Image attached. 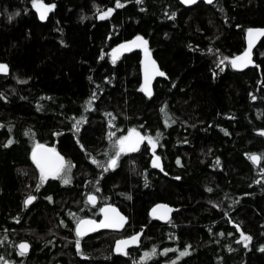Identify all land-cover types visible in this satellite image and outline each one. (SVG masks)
Listing matches in <instances>:
<instances>
[{
	"label": "trees",
	"instance_id": "trees-1",
	"mask_svg": "<svg viewBox=\"0 0 264 264\" xmlns=\"http://www.w3.org/2000/svg\"><path fill=\"white\" fill-rule=\"evenodd\" d=\"M43 2L55 7L42 20L33 0H0V264H264V36L253 66L231 64L247 30L264 29V0ZM138 35L165 74L151 96L144 48L113 63V48ZM132 129L159 133L156 148L145 140L105 171ZM40 142L64 155L70 183L41 182ZM90 192L128 216L123 229L77 236V219L98 212ZM158 202L173 207L167 222L150 212Z\"/></svg>",
	"mask_w": 264,
	"mask_h": 264
},
{
	"label": "snow or ice",
	"instance_id": "snow-or-ice-1",
	"mask_svg": "<svg viewBox=\"0 0 264 264\" xmlns=\"http://www.w3.org/2000/svg\"><path fill=\"white\" fill-rule=\"evenodd\" d=\"M185 3H195L196 0H184ZM208 3H212V0H207ZM33 6L37 8V10L40 12V19H46L47 13L52 11V9L55 7V5H45L43 3V0H33ZM124 5L117 0L116 7L120 8L123 7ZM113 9H109L107 12H104L100 15V19H105L109 15H111ZM17 15L19 13H16ZM12 17L10 16L9 19ZM254 32L256 35L264 36V30H249V52L245 53L244 56L236 57L231 61V64L235 68H242V67H247L248 64L251 63V58H250V50L251 46L253 43L252 37L254 35ZM139 42V43H138ZM132 45L136 47H144L145 49V54H146V65H145V74H146V79L145 83L146 85H150V77H149V63L151 65V72L152 75H159V76H164L165 74L156 67L154 61H150V56L147 51V41L143 40L142 37H137L136 40L131 42ZM120 49L123 50H130L129 45H121ZM120 49L114 50L113 54V63H115V60L117 58L116 53L120 51ZM227 59V58H225ZM221 64L224 63L223 60L220 61ZM8 71V66L5 64H0V72L6 73ZM147 95L151 96L152 92L150 89V86H146L143 89ZM93 99H95V96H93ZM89 104H91V101H89ZM80 122L77 121V125ZM77 131H79V128L77 127ZM160 134L157 133L156 139H154L151 136H142L139 132H137L136 129H132L131 132L129 133L128 136H124L121 139H119L116 144L118 145V150L115 152V156L109 160V163L107 167L104 168L105 171H107L109 168H115L117 166V162L119 160V157L121 153L124 152H132V151H137L139 148V145L147 140L149 144H151L152 148L155 149L157 146V141L159 139ZM13 143L12 140H9L7 145L9 146ZM37 148H43L42 145H37ZM44 153H48L50 155H44L43 153L38 154V152L34 149L32 153V159L36 162L37 167L40 168L41 171V182H44L48 176H51L52 178H59L63 180L64 184L70 183V179L67 177V172L70 171V168L72 167L70 164H66L64 161V158L61 157L58 153H56L55 149H44ZM250 159L253 160L254 162H259L261 159L259 156L252 155L250 156ZM160 157L156 156L155 160L153 161V166L155 167H160L159 164ZM94 163H98L96 161H93ZM179 163V161H178ZM219 163V161H217ZM103 167V166H102ZM64 173V175H61ZM211 191V189H209ZM36 199L35 196H29L26 201H25V206L31 204L34 200ZM49 199H51L49 197ZM96 196L95 195H89L88 200L95 204L96 203ZM102 211L105 213V220L102 221L99 225L95 223V221L91 220H80L77 224L76 228V233L77 236H83L86 234L87 231H94L95 228L97 227H102V228H121L123 227L124 223L126 222V218L123 216H120L119 213L116 211V209H102ZM109 212L114 213L115 215L109 216ZM155 213V210H154ZM163 218V217H162ZM89 225L91 227L85 229L84 226ZM237 228H239V225H237ZM222 235V234H221ZM242 240H244L245 245H247V242L251 240L250 236H245L243 233H241ZM139 240V235L133 236L130 238V240L127 241H120L117 244V251L121 252L123 251V248L121 245H127L129 243H136ZM20 255L23 256L27 253L29 245L21 244L20 246ZM79 240H77V248L79 249ZM169 250H165V253ZM125 254H127L125 252ZM189 253L187 251L181 252V256L188 255ZM150 255H155V249H153V252L151 254L145 253V258H148ZM175 264V262H174Z\"/></svg>",
	"mask_w": 264,
	"mask_h": 264
},
{
	"label": "water",
	"instance_id": "water-1",
	"mask_svg": "<svg viewBox=\"0 0 264 264\" xmlns=\"http://www.w3.org/2000/svg\"><path fill=\"white\" fill-rule=\"evenodd\" d=\"M181 1L184 2V0H181ZM196 1H198V0H196ZM205 1H207V0H205ZM43 3H44L45 5H49V4L45 3V2H43ZM184 3H185V2H184ZM185 4H193V3H185ZM34 8H35V10L37 11V13H38L39 16H40V12L37 10V8H36V7H34ZM48 13H49V12H48ZM48 13H47V14H48ZM250 29H251V30H264V29H262V28H260V27H251V28H249V29L247 30V32H246V49H245V50L239 55V57H240V56H244L245 53L249 52V41H250L249 30H250ZM137 37H142L143 40H146V38L143 37V36H141V35H138V36H135V37H133V38H131V39L125 40V41L119 43L118 45H116V46L113 48V54H114V50L120 49V46H121V45H129L130 50L135 49V48L143 49L144 47H136V46H134V45L131 44V42L134 41V40H136ZM261 37H262V36H260V35H256L255 32H254V35H253V37H252L253 43H252L251 50H250L251 63L248 64L247 67H250V66H253V65H254V60H253V58H252V49H253V47L259 42V40L261 39ZM146 41H147V40H146ZM138 43H139V42H138ZM126 51H129V50H123V49H120V51H119L118 53H116V55L119 54V53H121V52H126ZM149 56H150V61H154L156 67L159 69V71H161L160 68H159V66H158V64L156 63V61L154 60V58L151 56V54H149ZM0 64H5V63L0 62ZM5 65H6V64H5ZM145 65H146V58H145V60L143 61V64H142V77H143L144 88H145L146 86H149V85H146V83H145V79H146ZM242 68H246V67H242ZM161 72H162V71H161ZM148 74H149V77H150V84H151L152 81H153V79H154L157 75H152V72H151V65H150V63H149V73H148ZM130 132H131V131H130ZM130 132H129V133H130ZM129 133L127 134V136L129 135ZM37 145H42L43 148H39V149H38V148H37ZM37 145L34 147V149L38 152V154L43 153L44 155H50V154H48V153H44V149H53L52 146H50V145H48V144L39 143V144H37ZM34 149H33V150H34ZM55 151H56V153H58V154L62 157V155H61L57 150H55ZM32 153H33V151H32ZM253 155L258 156V154H253ZM155 157H156V155L153 157L154 160H155ZM159 164H160V161H159ZM112 208L116 209V211L119 213L120 216H123V217L126 218V222L124 223L123 227H121V228H111V229L121 230V229H123V228L125 227V225L128 223V216H127L123 211H121L116 205H113V204H106V205H104V206L102 207V209H112ZM102 209H101V210H102ZM154 210H155V213H154ZM171 211H172V207H171L170 205L164 203V202H160V203L155 204V205L152 207V209H151V213H152L155 217H157V218H161V219H167L168 216H169V214L171 213ZM113 215H115V214L109 212V216H113ZM162 217H163V218H162ZM81 220H91V221H95V223H96L97 225H99L102 221L105 220V213L102 211V217H101L100 219L83 218V219H81ZM79 221H80V220H79ZM79 221H78V222H79ZM77 224H78V223H77ZM89 227H91V226H89V225H85V226H84L85 229H87V228H89ZM76 228H77V226H76ZM97 229H102V227H97V228H95V230H97ZM95 230H94V231H95ZM87 232H91V231H87ZM87 232H86V233H87ZM136 235H138V234H137V233H134V234H130V235L124 236V237H122V238L119 240V242H120V241H127V240H130L131 237L136 236ZM137 242H138V241H137ZM137 242H136V243H137ZM25 243H26L27 245H29V247H30L29 242H27L26 240H22V241H20V242L18 243V247H19L21 244H25ZM136 243H129V244H127V245H121V247H122L123 249H126V248H129V247L134 246ZM19 249H20V247H19ZM28 249H29V248H28Z\"/></svg>",
	"mask_w": 264,
	"mask_h": 264
},
{
	"label": "flooded vegetation",
	"instance_id": "flooded-vegetation-1",
	"mask_svg": "<svg viewBox=\"0 0 264 264\" xmlns=\"http://www.w3.org/2000/svg\"><path fill=\"white\" fill-rule=\"evenodd\" d=\"M130 132V130L127 132V134ZM127 134H126V136H127ZM125 135V134H124ZM123 135V136H124ZM40 143H43V142H40ZM37 144H39V143H37ZM36 144V145H37ZM44 144H46V143H44ZM35 145V146H36ZM48 145H50V144H48ZM34 146V147H35ZM50 146H52V145H50ZM34 147H33V149H34ZM52 148H54L55 150H57L54 146H52ZM33 149H32V151H33ZM32 151H31V157H32ZM58 151V150H57ZM59 152V151H58ZM61 155H62V157L64 158V161H65V157H64V155L61 153V152H59ZM155 156V155H154ZM34 161V160H33ZM154 161V159L152 158V162ZM66 162V161H65ZM34 163L36 164V162L34 161ZM36 166H37V164H36ZM38 168V170H39V174H40V178H41V171H40V168L39 167H37ZM51 176H48V178H50ZM89 195H95L96 196V203L95 204H93V203H91L89 200H88V196ZM86 199H87V201H88V203H89V205H91V206H97V203H98V196H97V194L95 193V192H90V193H88L87 194V196H86ZM158 203H160V202H158ZM165 203V202H164ZM106 204H113V205H116V204H114V203H111V202H102V203H100L98 206H97V210H98V212L96 213V215H85V216H82V217H80L79 219H77V221L75 222V233H76V226H77V223H78V221L79 220H81V219H83V218H92V219H100L101 217H102V207L104 206V205H106ZM157 204V203H156ZM166 204H168V203H166ZM155 205V204H154ZM153 205V206H154ZM168 205H170V204H168ZM117 206V205H116ZM152 206V207H153ZM171 206V205H170ZM118 207V206H117ZM172 207V206H171ZM119 208V207H118ZM120 209V208H119ZM152 209V208H151ZM151 209H150V212H151ZM172 211H173V207H172ZM172 211H171V213L169 214V216H168V218L167 219H161V218H157V217H155L152 213V215L154 216V218L155 219H158V220H160V221H163V222H167L169 219H170V216H171V214H172ZM111 229V228H110ZM98 230V229H97ZM96 231V230H95ZM91 232H93V231H91ZM87 233H90V232H87ZM86 233V234H87ZM19 243V242H18ZM17 248H18V250L20 251V249H19V247H18V245H17ZM29 250V249H28ZM28 252V251H27Z\"/></svg>",
	"mask_w": 264,
	"mask_h": 264
},
{
	"label": "rangeland",
	"instance_id": "rangeland-1",
	"mask_svg": "<svg viewBox=\"0 0 264 264\" xmlns=\"http://www.w3.org/2000/svg\"><path fill=\"white\" fill-rule=\"evenodd\" d=\"M143 54H144V60H145V58H146L145 50H143ZM137 132H139V131L137 130ZM139 133L141 134V132H139ZM262 133L264 134V129L262 130ZM126 134L124 136H126ZM141 135L144 136L143 134H141ZM124 136H122V137H124ZM122 137H120L119 139H121Z\"/></svg>",
	"mask_w": 264,
	"mask_h": 264
}]
</instances>
